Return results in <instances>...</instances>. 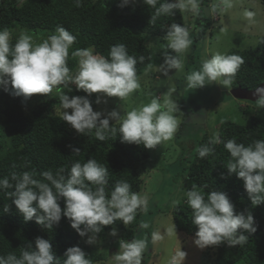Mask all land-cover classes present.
<instances>
[{"label":"trees","instance_id":"trees-1","mask_svg":"<svg viewBox=\"0 0 264 264\" xmlns=\"http://www.w3.org/2000/svg\"><path fill=\"white\" fill-rule=\"evenodd\" d=\"M213 1L200 0V11L192 12L195 18L191 15L189 22H186L178 9L174 10L175 14L162 13L155 20L151 19L165 0H157L156 8L143 3V0L124 6L122 0H80L79 6L77 0H0V30L19 28L26 32L38 31L43 36L38 41L40 43L54 34L58 26H63L76 37L69 49L67 62L73 74L78 64L71 57L72 51L92 47L95 54L108 58L111 46L124 44L128 54L138 60L136 72L140 78L147 70L164 63L165 52L176 55L168 48L166 39L168 28L173 23L188 29L192 40L190 56H196L198 42L204 39L211 20L205 18L203 8L210 7ZM259 1L264 6V0ZM215 9L216 6L212 10ZM17 39L12 36L11 44L14 45ZM150 42L157 43L159 48L154 51L149 47ZM231 54L243 59L231 89L241 87L253 90L264 82V39L254 48L233 51ZM141 56L144 57L143 62L139 61ZM70 87L73 88L71 92L63 86H60V90L70 98L85 95L77 91L75 86ZM59 95L60 92L48 100L28 104L23 97H15L0 89V178H11L14 173L19 175L27 171L33 173L34 178L43 179L41 173L44 171L50 170L55 175L62 169L67 174L75 162L83 164L88 159H95L108 168L106 194L109 198L118 181L129 183L132 192L143 195L145 176L150 172L148 149L143 145L122 143L118 132L120 123L112 122L117 132L108 133V139L103 142L95 138L94 131L77 134L63 121L62 115L53 113L54 106L60 105ZM89 99L94 110L97 105L95 95ZM179 102L182 117L174 138L179 153L174 164L176 168L173 173L169 172L174 175L176 188L181 185L180 182L184 183L181 185L184 197L176 201L170 210L176 230L195 237L197 228L192 223V210L186 196V192L194 185L203 188L205 193L224 192L235 205L236 213L252 214L257 230L255 233H245L248 240L241 245L213 246L216 251L208 264H264V204L251 205L243 180L235 174L228 175L226 166L231 157L224 148L228 139L234 138L245 146L264 139V107L253 110L244 124L224 121L211 133L204 122H198V118L193 115L191 108L196 105L195 101L189 103L191 106ZM213 138L219 142L210 144ZM204 145L213 147L214 152L201 159L198 149ZM74 148L80 149L79 154L73 153ZM12 190L0 191V256L14 254L19 257L29 242L34 245L35 239L42 237L52 242L58 264H63L64 252L73 246L84 250L92 264H100L102 255L84 243L83 239L87 236H79L67 218L62 217L53 228H44L36 224L35 220L25 222L12 205V198L5 194ZM149 201L148 198L147 212L138 210L131 224L125 226L121 221H116L96 234L95 240L103 241L113 229L121 233L122 241L144 238L153 225L151 222L148 229H143L140 227L141 222L149 224L158 212V205ZM59 203L63 210V198ZM6 207H10L8 212H5Z\"/></svg>","mask_w":264,"mask_h":264},{"label":"clouds","instance_id":"clouds-1","mask_svg":"<svg viewBox=\"0 0 264 264\" xmlns=\"http://www.w3.org/2000/svg\"><path fill=\"white\" fill-rule=\"evenodd\" d=\"M136 0H122V6L135 3ZM143 3L156 8L157 0H143ZM80 0H77L79 6ZM225 7H230V0H224ZM181 12L198 13L200 0H165L156 9V17L163 14ZM251 18L254 14L246 12ZM210 19L217 21L211 14ZM168 48L176 55L164 53V63L160 65V73L168 77L171 70L175 73L182 69L183 62L179 54L186 52L191 44L187 28L180 24H171L166 33ZM76 37L63 26H58L55 33L40 43H36L33 35L22 32L15 44H11V33L8 29L0 30V89L15 97L25 100L33 95L49 97L55 90L60 92V109L63 121L71 126L77 134L95 133L98 141L108 139V133L116 134L112 122H119V137L122 143L143 145L145 149H155L165 141L173 139L178 128L179 112L177 103L168 100L161 104L157 98L148 104L127 111L120 115L116 110L106 115L94 111L89 99L96 95L95 103H106L104 97H115L120 101L132 96L141 85L136 72L137 58L129 55L124 44L110 47L109 57L95 54L92 47L78 48L71 52L77 61L78 69L73 74L68 67L69 49ZM144 57H139L143 62ZM243 59L236 54H213L202 62L199 70L186 76L187 87L203 88L213 83L231 90ZM60 86L85 93L84 96H72L61 92ZM256 101L264 107V87L255 89ZM165 105L167 107H165ZM71 110L69 113L66 110ZM213 138L210 144L218 143ZM230 154L226 169L228 175L235 174L243 180L244 189L251 205L264 204V139L256 140L245 146L233 139L224 143ZM74 148L73 153L79 154ZM214 152L208 145L198 149V156L203 159ZM43 179L34 178L31 172L12 174L11 178H0V191L13 189L5 194L12 198V205L25 222L35 220L44 228H53L62 217L70 221V226L82 238L87 236V243L94 244L96 234L105 226L121 221L125 226L131 224L137 211L147 212L148 198L131 191V185L118 181L111 191L110 198L106 194L108 184V168L100 165L95 159H88L81 164L75 162L67 174L61 169L55 175L52 171L41 173ZM221 178H224L223 176ZM47 181V182H45ZM187 204L192 210V223L196 226L194 245L203 250L211 246L227 244L235 247L246 243L245 233L257 230L254 217L249 212L236 213L235 205L228 195L220 191L205 193L204 189L194 185L186 192ZM63 198L64 208L59 201ZM11 207V206H10ZM10 207L5 208L8 212ZM149 224L141 222L140 227L148 229ZM170 232H175L173 223ZM118 233L113 229L110 233L115 237ZM160 234L152 232L153 242L159 240ZM148 237L122 241V251L114 254L116 264H142L143 253L148 247ZM183 264L187 253L180 250L177 254ZM59 259L53 250L52 242L37 237L29 242L21 255L9 254L0 256V264H58ZM63 264H92L87 254L79 246H73L64 252Z\"/></svg>","mask_w":264,"mask_h":264},{"label":"rangeland","instance_id":"rangeland-1","mask_svg":"<svg viewBox=\"0 0 264 264\" xmlns=\"http://www.w3.org/2000/svg\"><path fill=\"white\" fill-rule=\"evenodd\" d=\"M212 3L210 7L215 5L216 9L212 10L211 14L217 16V21L209 20V28L203 36L204 39L198 42L197 57L190 56V48L179 54L183 67L176 73L174 69L171 70L168 77L160 73V65L147 70L139 78L140 89L132 96L122 101L115 97H104L107 102L97 104L94 111H100L106 115L108 112L116 110L120 115H124L133 108L148 104L153 98H157L161 104L171 100L177 103L179 108V112L175 113L178 117L179 127L182 117L179 101L188 105L195 101L197 106L192 105L191 111L198 118L197 121H203L211 133H214L215 128L224 121L244 124L251 112L260 108L257 102L240 101L227 96L226 93L229 89L216 83L196 90L190 89L187 87L186 76L192 71L199 70L204 59L213 54L230 55L233 51L242 52L257 46L264 39V6L259 0H230V7H225L224 0H214ZM246 12H252L254 15L249 18L245 15ZM182 14L184 20L189 22L192 12H182ZM192 17L195 18L194 15ZM9 31L11 37L17 38L22 32H26L19 28ZM28 33L33 35L36 43L43 38L38 31ZM157 46V43L150 42L149 44V47L154 51L159 48ZM181 83L182 86L179 89ZM57 93L53 91L49 97L33 95L26 101L28 104L40 103ZM94 95L96 97L97 94ZM165 107L167 106L165 105ZM66 111L71 112L70 109ZM53 113L61 115L60 105L54 106ZM174 138L175 134L173 139L163 142L155 149H148L150 172L145 176V189L142 196H147L150 203L158 205V212L149 222V225L152 222L153 227L149 228L150 232L146 234L149 243L143 253L142 264H181V259L177 255L180 250L187 253L183 264H208L210 257L216 251L213 246L201 250L193 243L195 237L188 236L178 230H176V234L169 231L173 225L170 216L171 207L184 197L181 192V185L184 183L180 182L181 185L176 188V183L173 181L174 175L169 173H173V169L176 168L174 164L177 162L179 153ZM154 231L158 232L161 237L155 242L151 239V234ZM110 233L111 231L106 234L103 241L95 240L94 244H88L87 237L83 239L89 248L102 255L103 260L100 264H116L114 254L122 251L120 248L121 233L117 232L115 237ZM127 242H131V240Z\"/></svg>","mask_w":264,"mask_h":264},{"label":"water","instance_id":"water-1","mask_svg":"<svg viewBox=\"0 0 264 264\" xmlns=\"http://www.w3.org/2000/svg\"><path fill=\"white\" fill-rule=\"evenodd\" d=\"M214 5L211 7H204L203 13L205 15V18L210 19V10L214 9ZM258 87H264V82L260 84ZM256 87V88H258ZM255 88V89H256ZM255 89L253 90H247L241 87H238L236 89L229 90L226 95L231 96L235 98L236 100H243V101H249V102H256L258 100V96L255 95Z\"/></svg>","mask_w":264,"mask_h":264}]
</instances>
